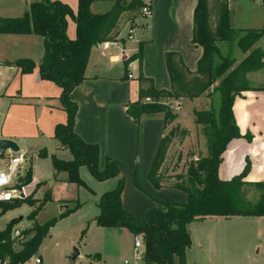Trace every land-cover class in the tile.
<instances>
[{
  "label": "crops",
  "instance_id": "crops-1",
  "mask_svg": "<svg viewBox=\"0 0 264 264\" xmlns=\"http://www.w3.org/2000/svg\"><path fill=\"white\" fill-rule=\"evenodd\" d=\"M7 1V8L0 10V17H19L28 10L31 3L39 0H12L10 4ZM53 1L67 4L73 16L76 14L78 0ZM239 1L241 0H227L229 27L233 30L262 28L264 0H258L257 4V0ZM196 4L197 0H152L150 18L144 23L136 24L134 21L137 17L130 20L127 13H122L112 31L113 37L120 38L122 50L102 51L99 43L93 45L85 67L84 80L72 91V98L77 106L74 132L84 142L98 145L99 169L104 168L108 158L117 165L121 175L127 176V187L121 193V204L137 223L144 220L146 212L152 207L163 210L160 202L180 203L186 200L185 192L165 185L155 188L148 179L149 167L161 138L176 124L189 129L182 121L187 113L219 106V93L214 90L220 81L217 79L206 93L207 100H203L204 95H201L193 99L169 101L176 110V118L172 122L165 121L162 113L143 115L135 121L126 112L127 104L138 98L140 72L152 79L155 89H169L166 52H178L187 68L196 73L198 60L203 52L200 46L192 43ZM112 5L113 0H93L89 11L92 14H102L109 11ZM73 16H66V34L69 39L75 38ZM130 26H134L133 39L126 38ZM237 38L238 35L235 34L233 41L216 44L219 53L234 59L235 63L246 56L237 46ZM139 43L140 63L137 58L129 59L136 54ZM256 46L264 51V37L257 41ZM43 52L44 41L39 35L0 34V139H11L19 148L17 153L9 150L0 152V169L11 155H21L24 160L22 165L25 162L31 169V180L26 184L30 192L29 198H41L46 192L51 195L50 178L54 183L65 182L68 186L74 184L82 187L67 182L66 173H57L51 163V155L61 160H69L71 155L53 137L55 126L65 123L66 112L59 101L61 89L52 81L39 77L37 65ZM19 58L33 60L36 64L33 71L21 73L19 68L5 65V62ZM219 62L220 59L216 57L214 63ZM128 73H131L132 78L127 77ZM246 78L253 87L264 86V67L247 73ZM184 107L187 111L181 113ZM232 112L242 137L233 138L227 144L222 153L218 176L221 180H229L240 174L248 162L249 168L243 180L264 181V90L242 91L241 96H236L233 100ZM191 126H195L196 130L194 123ZM245 134L249 137H244ZM42 150L47 153L51 169L44 170L38 163L44 158L38 155ZM188 150L192 160L207 156V140L197 135L186 137L179 151L183 153ZM98 183L97 191L92 192L95 209L90 220L94 225V218L99 212V197L116 186L117 178ZM84 187L89 189L86 184ZM70 201L65 199L60 202L59 211L68 209ZM6 204L8 203L0 202V231L17 218L16 212L21 206L8 208ZM30 207L33 209L34 206ZM30 211L29 209L26 214L18 217V227H31L32 220L28 224L22 223ZM221 218L197 219L187 224L190 244L185 250V263L264 264V216L226 218L236 219L242 224V229L238 232L226 230L230 222L224 223ZM97 227L103 235L110 237V248L104 250L99 247L96 251L82 252L80 247L74 245L79 251L74 264L79 258L86 259L87 264H121L124 259L133 257L135 235L127 228ZM51 228L45 237L51 236ZM41 244L33 257H39L42 264H45L40 253ZM68 256L70 254L67 258ZM139 264H144L143 260Z\"/></svg>",
  "mask_w": 264,
  "mask_h": 264
},
{
  "label": "trees",
  "instance_id": "trees-1",
  "mask_svg": "<svg viewBox=\"0 0 264 264\" xmlns=\"http://www.w3.org/2000/svg\"><path fill=\"white\" fill-rule=\"evenodd\" d=\"M93 0H78L73 16L67 4L53 0H39L31 3L27 11L19 17H0V34H35L43 38L44 52L37 67L42 80L55 83L60 89L59 101L66 112V121L54 128V139L69 150L71 158L61 160L51 155L54 170L66 173V181L85 186L79 176V168L85 166L98 181L117 178L116 186L102 193L98 200L99 212L94 222L100 227L127 228L133 235H142L144 264H186L185 250L190 244L187 224L207 217L264 216V181L243 180L248 171V162L243 171L229 180H221L218 168L222 153L233 138L242 137L234 121L232 105L242 91L264 90V86L253 87L246 78L247 73L264 67V51L256 46L264 37V26L260 29L233 30L229 27L227 0H197L193 13L192 43L202 48L196 73L184 64L181 55L175 51L165 54L169 75V89H155L151 78L141 72L138 75V98L127 104L126 112L135 121L143 115L162 113L165 121L172 122L176 115L170 109L171 100L193 99L207 93L211 85L220 79L216 90L219 93V106L208 110H194L193 123L201 126L207 140L208 154L191 160L185 173L168 175L165 160L169 145L177 140L182 142L188 130L176 124L161 138L148 171V179L155 188L175 179L171 187L186 193L184 202H160L164 209H149L140 223L121 204L123 179L119 168L108 158L102 169L98 167L99 147L84 142L73 129L77 111L72 98L73 89L84 80V71L93 45L112 39L118 19L122 13L134 20L140 15L141 0H113L111 9L102 14H92L89 5ZM264 7V3H263ZM66 16H73L75 38L66 34ZM237 46L246 53L238 63L228 56H222L218 42H231L235 34ZM141 44L134 56L140 63ZM218 57L220 62L215 64ZM7 66L19 68L21 73H30L36 66L29 58H19L5 62ZM149 98L150 101H145ZM244 137L248 138V134ZM39 157H46L45 150ZM21 183L31 180V169L19 176ZM249 192H255V201L246 199ZM51 199L50 192L38 199L15 200L6 204L9 208L22 203L34 206L28 214L34 220L37 212ZM11 220L0 231V264H22L33 256L55 219L43 224L33 221L31 227L23 229L17 237L12 236ZM17 243L19 249H15Z\"/></svg>",
  "mask_w": 264,
  "mask_h": 264
},
{
  "label": "rangeland",
  "instance_id": "rangeland-1",
  "mask_svg": "<svg viewBox=\"0 0 264 264\" xmlns=\"http://www.w3.org/2000/svg\"><path fill=\"white\" fill-rule=\"evenodd\" d=\"M243 0L239 1L240 3ZM12 0H9V4ZM258 0L256 1V4ZM8 1L0 0V10L7 8ZM237 8V6H235ZM234 8V9H235ZM236 10V9H235ZM243 33H237L238 37ZM239 54V53H238ZM235 57L236 54H235ZM204 95L203 100L206 99V93ZM219 101L217 100V105ZM170 109L175 113V108H173L170 103ZM187 111L186 107L181 110V113H185ZM194 111V110H193ZM193 111L187 113L186 116L182 118L183 124L187 126L189 129L188 134L185 136H193L197 135L198 137L203 136L206 139L204 131L201 126L192 127L193 123ZM184 128V127H183ZM191 129V131H189ZM184 138V139H185ZM183 139V141H184ZM182 141V142H183ZM182 142H178L177 140L173 141L168 148L167 157L165 160L166 172L168 175L185 173L189 162L192 160L190 157V150L181 153L179 151V147ZM47 157V156H46ZM44 157L42 160L38 161L40 166H43V169L50 168V161ZM199 158V157H198ZM2 161V156H0V162ZM21 171L18 174L19 176H23L25 174L26 168H29V164H24L21 167ZM123 179V189L127 187L128 178L126 175H121ZM80 177L84 181V184L89 186V189H86L84 186L77 187L74 184L68 186L65 182H56L54 183L53 179L50 178V185L52 186L51 191V199L47 201L44 206L37 212L33 221H36L38 224H43L51 219H55V223L51 228V236L45 237L42 240V244L40 247V253L44 259L45 264H67V255L71 254L72 246L76 245L80 247V250L83 252L85 250L88 251H96L99 247L101 249L110 248V237L108 235H103L100 232V229L94 225L92 220H90V215L95 209L94 205V194L93 191H97L98 181L90 174L88 169L85 166L80 168ZM175 179L167 180L165 186H171L174 183ZM39 183V186L42 185ZM79 186V185H78ZM258 197V194L255 192H249L246 196V199L250 201H255ZM42 198V197H41ZM41 198H30V199H38ZM65 199L71 200L69 203V208L60 212L59 203L65 201ZM38 202H34L33 205H37ZM32 210V208L26 204L22 203L20 208L17 209L16 215L17 218H14L13 222V231L12 236L17 237L15 230L19 229V233L22 231V227H18L19 220L18 217L22 214H26L28 211ZM31 212V211H30ZM20 213V214H19ZM28 216V215H27ZM24 217L22 223L28 224L30 221L28 217ZM210 220L211 217H207ZM213 218V217H212ZM231 218V217H230ZM233 218V217H232ZM224 223H229L228 229L230 232H238L242 229V224L238 223V220L234 219H226L221 218ZM252 226V225H251ZM247 227V226H246ZM251 229V227L248 226ZM247 228V229H248ZM253 228V227H252ZM15 249H19V245L15 243ZM76 264H87L86 259L79 258L76 260Z\"/></svg>",
  "mask_w": 264,
  "mask_h": 264
},
{
  "label": "built area",
  "instance_id": "built-area-1",
  "mask_svg": "<svg viewBox=\"0 0 264 264\" xmlns=\"http://www.w3.org/2000/svg\"><path fill=\"white\" fill-rule=\"evenodd\" d=\"M142 7L140 9V15L136 18V22L144 23L151 16L152 0H141ZM134 26H130L127 30L126 38L133 39ZM99 47L102 51L110 49H121L120 38L113 37L100 42ZM128 78H132L131 73L127 74ZM145 101H150L146 98ZM23 157L21 155H11L2 169H0V202L12 203L15 200H24L29 197L30 192L27 190V185L21 183L18 180L19 173L21 171ZM16 235H19V231H15ZM134 255L131 259H124L121 264H139L143 257V242L142 235L138 234L133 237ZM7 264V261L3 262ZM22 264H42L39 257H30L27 261Z\"/></svg>",
  "mask_w": 264,
  "mask_h": 264
},
{
  "label": "water",
  "instance_id": "water-1",
  "mask_svg": "<svg viewBox=\"0 0 264 264\" xmlns=\"http://www.w3.org/2000/svg\"><path fill=\"white\" fill-rule=\"evenodd\" d=\"M9 150L13 153H17L19 151V148L16 144L15 141L11 140V139H6V138H1L0 139V152L2 151H6ZM79 251L78 249L74 246L72 248V252L70 254V256H68V262L70 264H74V260L76 259V257L78 256Z\"/></svg>",
  "mask_w": 264,
  "mask_h": 264
}]
</instances>
